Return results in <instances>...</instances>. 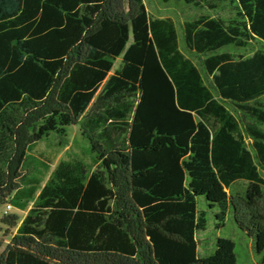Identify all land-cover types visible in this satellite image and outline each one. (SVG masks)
<instances>
[{
  "label": "trees",
  "instance_id": "obj_1",
  "mask_svg": "<svg viewBox=\"0 0 264 264\" xmlns=\"http://www.w3.org/2000/svg\"><path fill=\"white\" fill-rule=\"evenodd\" d=\"M144 1L0 0V208L33 201L0 264H239L230 238L200 254V198L264 264V0H159L232 13L180 32ZM72 125L97 166L39 191L30 152Z\"/></svg>",
  "mask_w": 264,
  "mask_h": 264
},
{
  "label": "rangeland",
  "instance_id": "obj_2",
  "mask_svg": "<svg viewBox=\"0 0 264 264\" xmlns=\"http://www.w3.org/2000/svg\"><path fill=\"white\" fill-rule=\"evenodd\" d=\"M144 3L152 16L159 18H172L175 21L179 32L181 30L180 26L185 19L197 16L201 12L225 18L230 17L232 14L228 8L211 12L206 9L200 11L182 3L164 5L159 0H145ZM243 53L247 55L250 54V51H243ZM121 59L122 58L120 57L116 60L114 69L119 67ZM229 109L233 111L230 106ZM74 159L82 161L91 168H95V166H97L95 162V155L91 151L90 142L83 134L80 125L69 126L65 135L51 133L50 136L44 138L41 142L36 144L30 152V166L28 173L30 178L38 183L37 187L40 191V189L47 183L52 172L60 161ZM260 172L262 178L264 179V170H261ZM246 188L247 183L239 181L232 186L230 191H244ZM32 204L33 201L30 202L26 211H22L14 207L7 212L6 206L0 208V241L3 244L0 248V253L4 250L5 246L9 243L11 237L16 232V229H12L3 224L1 219L7 214L16 213L22 220ZM199 208L206 212L208 222L206 231L197 235L200 254L205 255L212 252L215 249L216 240L223 237L230 238L235 242L239 264H254L258 261L253 249V241L241 230H239L232 218V215L227 217L224 226L219 224L221 227L218 228V221L215 218V214L218 209L210 208L203 202L202 198L199 199Z\"/></svg>",
  "mask_w": 264,
  "mask_h": 264
},
{
  "label": "built area",
  "instance_id": "obj_3",
  "mask_svg": "<svg viewBox=\"0 0 264 264\" xmlns=\"http://www.w3.org/2000/svg\"><path fill=\"white\" fill-rule=\"evenodd\" d=\"M14 207H13V205L11 204V203H8L7 205H6V211L8 212L9 210H11V209H13Z\"/></svg>",
  "mask_w": 264,
  "mask_h": 264
}]
</instances>
